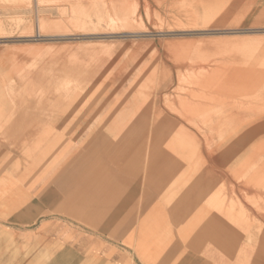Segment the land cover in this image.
Returning <instances> with one entry per match:
<instances>
[{"label":"rangeland","instance_id":"1","mask_svg":"<svg viewBox=\"0 0 264 264\" xmlns=\"http://www.w3.org/2000/svg\"><path fill=\"white\" fill-rule=\"evenodd\" d=\"M113 1L123 5V11L108 9ZM232 1L0 0V104L4 107L0 115L8 111L21 114L22 120L13 122V127L17 125L25 134L24 147L12 148L13 153H22V161L12 162V190L26 189L19 206L24 210L13 211L12 223L28 235L29 251L35 245L51 246L36 243L35 234H59L65 245H78L76 250L81 252L88 245V251L113 264H183L185 260L189 264H260L257 256L264 225L261 232L255 228L260 225L258 207L264 208V136L248 146L255 143L253 147L262 153L254 162L245 164L244 150L230 160L223 152L231 142L229 134H237L244 146L247 136L242 128L254 124L264 129V30L236 25L240 14L229 12ZM8 59L14 60L8 63ZM235 71L250 72L257 80L254 87L233 83L225 93L219 91L218 82L209 83L214 75L222 81ZM14 99L24 100L21 104ZM184 100L203 105L194 118L182 110ZM136 111L135 123L128 122L127 117ZM122 116L128 126L141 128L135 137L144 135L145 139L139 141L136 178H130V167L117 175L120 163L114 162L107 163L109 173L100 172L95 181L97 176L88 173L83 162L73 172L69 150H76V156L110 150L103 144L109 133L104 131ZM233 117L235 123L228 119ZM171 121L178 127L190 126L209 153L201 169L206 170L208 164L205 178L221 176L219 193L213 202L202 201L200 209L194 208L201 190L197 166L202 164L196 153L186 149L182 158L176 157L167 151L166 138L154 160L146 156L148 148L157 146L150 139L153 130L167 133L161 125ZM207 124L210 129H200ZM207 136L212 140L209 144L204 139ZM45 148L51 152L38 156ZM167 152L173 156L170 164ZM93 165L101 167L102 163L96 160ZM21 171L27 179L20 181L15 177ZM120 176L124 177L122 186ZM137 181L135 200L119 210V203L127 200L126 193ZM107 190L127 191L107 195ZM13 197L19 198L18 194ZM232 205L251 210L255 238L245 240L244 220L238 223L224 217L225 227L234 233L232 239L222 241L217 233L203 236L204 221L203 232L213 231L217 222L212 215L223 216L219 207L228 213ZM17 222L26 225L16 227ZM223 242L231 247L236 244L230 248L235 251L234 259L221 256L208 261L210 248L230 251L221 249ZM200 243L205 254L199 252ZM115 256L121 258L116 262Z\"/></svg>","mask_w":264,"mask_h":264},{"label":"crops","instance_id":"2","mask_svg":"<svg viewBox=\"0 0 264 264\" xmlns=\"http://www.w3.org/2000/svg\"><path fill=\"white\" fill-rule=\"evenodd\" d=\"M119 11V10H118ZM116 11V12H118ZM229 12H238L240 14V17L235 22L236 25H240L245 30H264V0H233L231 3V6L229 7ZM230 13V14H231ZM24 99H14L15 103H21ZM98 100V99H97ZM8 103L10 105V108H12L13 100H8ZM94 104L91 102V105ZM37 105V104H36ZM4 107L0 104V113L3 112L2 109ZM200 107H196L195 110L188 111V116H191L194 118L200 111ZM17 116V113L12 114L11 111L2 113L0 115V264H113L112 261H109L107 258L102 256L101 254L98 255L97 253L88 251L86 246L84 244V251L81 252V250H76L78 248V245L74 246H67L65 245V241L63 240V236L59 234H51V235H43V234H35V242L36 243H51V246H39L35 245V247L32 248V250L29 251V246L27 245V239L28 235L24 234L22 229H16L13 228L12 223V216L13 211L17 212L23 211L24 208H19L21 205L22 195L25 197L26 189H22L21 186H19V190H15L13 192L12 186H11V179H12V162L22 161V153H13V149L15 147L20 148V150L24 147L23 141L25 140V134H22V129L18 130V126L16 125V128L13 127V122H19L22 120V118ZM50 117H53L50 116ZM124 116L120 117L121 121L118 120L115 121L110 127L107 129L109 131H104L106 134L105 139H103V144L107 147L106 151L100 152L99 155H90L88 153L85 154H78L76 156V150L71 151L69 150L68 154H72V162L70 163L72 165L73 172H75L76 164L83 162L85 166L87 167L85 170L88 171V173L97 176L94 178L93 181L100 179L101 174H106L107 170V162L109 155L112 154L115 147H117V131L122 132L123 127L125 125L124 122ZM51 119V118H48ZM230 122H234V117L228 118ZM25 120V118H24ZM187 126V124H185ZM202 130H208L209 124H207L206 127H201ZM232 128V126H231ZM19 131V132H18ZM69 133V129L67 130ZM109 137H113V141L109 140ZM27 139V138H26ZM103 145V146H104ZM230 146V145H229ZM69 149V148H68ZM67 149V150H68ZM50 148H45V150L41 151L38 156L42 155L43 157L46 154H49ZM16 151V150H15ZM37 156V157H38ZM229 160L230 155L228 156ZM39 158H37V161ZM99 160L102 165L100 166H94L93 163ZM86 162H90L88 165ZM4 163V164H3ZM89 167V168H88ZM169 168V167H168ZM167 168V169H168ZM85 170L82 171V173H85ZM50 170H44L43 173L48 172ZM169 171V170H168ZM24 171L19 172L15 178H18L21 180L27 179V176L23 174ZM101 172L100 176L98 175ZM171 172V171H170ZM71 173V172H70ZM76 173V172H75ZM214 178H218V176H215ZM218 186L216 187V189ZM118 194L116 191H106V194ZM19 196V198L13 197L14 195ZM14 198V200H13ZM13 200V201H12ZM119 210L124 209L123 208V201L119 203ZM25 216L27 215V211H25ZM18 221V220H16ZM124 221V219H123ZM205 223L201 227V234L203 236H206L208 234L217 233L218 239L224 241L225 239H232L234 233L226 236H222L221 232L222 229L219 227H216L213 231L210 229H207V231L203 232V228L207 221H204ZM26 223L23 222H17L14 224L16 227L25 226ZM217 239V240H218ZM203 242H206V239L203 240ZM15 244V246L13 245ZM18 244V246H17ZM201 247L199 252H203V243H200ZM75 248L74 249H72ZM208 248V247H207ZM219 247L212 250L211 248L207 250V260H219L221 256L225 259H228L230 261L232 258L234 259V250H230L228 252H218ZM176 251V250H175ZM198 253V252H197ZM174 254V253H173ZM205 254V251L203 252ZM118 258L116 257L115 260L117 262ZM172 259V258H171ZM121 262V261H120ZM190 262L185 260L183 264H189ZM116 264V263H115ZM208 264V263H205Z\"/></svg>","mask_w":264,"mask_h":264},{"label":"bare ground","instance_id":"3","mask_svg":"<svg viewBox=\"0 0 264 264\" xmlns=\"http://www.w3.org/2000/svg\"><path fill=\"white\" fill-rule=\"evenodd\" d=\"M92 1H94V0H92ZM186 1V0H185ZM213 1V0H212ZM206 2V1H205ZM109 3V2H108ZM113 3V5H112V8H109V7H107L108 9H110L111 11L113 10V11H123V5H120L118 2H115V1H113L112 2ZM94 4V3H93ZM179 4V3H178ZM211 4V3H210ZM83 5V4H82ZM106 5V4H105ZM79 8H80V5L78 6ZM77 7V8H78ZM98 7V6H97ZM97 7H95V8H97ZM76 8V7H75ZM82 8H84V7H82ZM173 8V7H172ZM175 8V7H174ZM177 9V8H176ZM181 9V8H180ZM186 10H187V8H186ZM186 10H184V11H186ZM190 10V9H189ZM177 12V11H176ZM185 13H187V12H185ZM180 15V14H179ZM182 15V14H181ZM194 15V14H193ZM196 15V14H195ZM194 18V17H193ZM195 25V24H194ZM188 28H189V26H188ZM156 30V29H155ZM132 31V30H131ZM127 32H129V31H127ZM262 33V32H261ZM211 34V33H210ZM16 56H18L17 54H15ZM16 56H14V58L16 57ZM98 56V55H97ZM17 59V58H16ZM9 60V62L8 63H11L13 60L12 59H8ZM11 61V62H10ZM15 62H16V60H15ZM6 63V62H5ZM70 67V66H69ZM69 67H67V69L69 68ZM70 69V68H69ZM72 69V68H71ZM61 73V72H60ZM66 73V72H65ZM246 72H243V71H238V72H236L235 71V74L233 75V76H229V77H225V78H223L222 79V81H219V80H217L216 78H213V77H216L215 75L212 77V79H210V81H209V83H212V84H214V83H216V82H218V89H219V91H221V92H225L226 93V90H227V88L231 85V84H233V83H239V82H241V83H243V84H249V85H251L250 87L252 88V87H254V83H256V79H255V77L254 76H252V75H250L249 73L250 72H248V73H246ZM38 74V73H37ZM62 75H64V73H62ZM66 75V74H65ZM64 75V76H65ZM68 75H70V74H68ZM67 75V77H64L63 78V76H62V78H60V79H64L65 81H66V79L67 78H69L70 76H68ZM61 76V75H60ZM58 77V76H57ZM58 80V79H57ZM63 80V81H64ZM74 80V79H73ZM69 81V80H68ZM62 82V81H61ZM221 82V83H220ZM65 83V82H64ZM61 84H63V83H61ZM211 84V85H212ZM234 85V84H233ZM236 85V84H235ZM239 85V84H238ZM206 87V86H205ZM208 87V86H207ZM235 87V86H234ZM236 87H238V86H236ZM249 87V86H248ZM208 89V88H207ZM211 89V88H210ZM231 89H233V87L231 88ZM230 89V90H231ZM235 89V88H234ZM229 90V91H230ZM195 94H196V92H195ZM79 96L80 94H76V96ZM136 95V94H135ZM77 96V97H78ZM102 97V96H101ZM100 97V98H101ZM138 97V96H137ZM71 98V97H70ZM69 98V99H70ZM74 98V97H73ZM72 99V98H71ZM118 100L120 99V98H117ZM75 99H73L72 101H74ZM97 100V99H96ZM186 100V99H185ZM185 100L184 101H181L180 103H181V107H182V110L185 112V110H187V112L188 111H190L191 112V110H195V108L196 107H202L203 105L201 104H197V103H195V104H193L192 102L190 103V104H186L185 103ZM37 101H38V99H37ZM71 101V100H70ZM69 101V102H70ZM71 101V102H72ZM121 101V100H120ZM124 101V100H123ZM123 101H121L122 103H123ZM120 102V103H121ZM135 102V100H133V103ZM188 102V101H187ZM143 103V102H142ZM117 104V103H116ZM124 104V103H123ZM128 104V103H127ZM126 104V105H127ZM135 104V103H134ZM45 105V104H44ZM43 105V107L44 108H46L45 106ZM125 105V104H124ZM143 105V104H142ZM120 106V105H119ZM147 106V105H146ZM124 108V107H123ZM135 108V107H134ZM143 108V107H142ZM119 109H120V107H119ZM136 109V108H135ZM139 109V107L137 108V110ZM144 109V108H143ZM114 110V109H113ZM118 111V110H117ZM117 111H115V112H117ZM140 111H142V110H140ZM128 112H130V111H128ZM113 113V112H112ZM127 113V112H126ZM132 113V112H131ZM136 113H137V111L135 112V113H133L132 115H131V117L130 118H128L127 117V119H129L128 120V122H130V121H133V119H134V117H135V115H136ZM261 114H263L264 115V110L262 111L261 110ZM126 119V120H127ZM138 119V118H137ZM137 119H135V120H137ZM126 120H125V125H124V127H123V131L122 132H120V131H117V147H115V149L113 150V152H112V154L111 155H109V158H108V162L107 163H109V162H114L116 165L117 164H119V166H118V171L116 172V174L118 173H120L121 175L122 174H124L125 173V171H128V169H129V167L132 169L131 170V173H133V174H135V175H133L132 174V176L130 177V178H132V179H135L136 178V159L138 160V157H139V152L141 151H139V141H145V139H144V135H142L141 137V139H139V137H135V131L138 129H141L140 127L138 128L137 126H135V127H133V126H128V122H126ZM139 120V119H138ZM205 120V119H204ZM210 121H212L211 119H209ZM209 120H207L208 121V123L210 122ZM207 121H205V122H207ZM134 122V121H133ZM135 123V122H134ZM234 123H235V119H234ZM180 124V123H179ZM182 125H184L185 126V124H182ZM161 126H163V127H166L167 128V133H165V130L163 131L162 129L160 130L159 128H157L156 130L154 129L153 130V132L151 133V135H150V139L151 140H153V141H155L156 143H157V146H155L153 149L150 147V148H148V150H147V153H146V156L149 158V159H151V160H154V158L159 154V152H158V150H159V146H161V144H162V142H164L165 141V139L167 138V151H169V152H171V154H173L174 156H176V157H179V158H182L183 156H184V153L186 152V149H190L194 154L196 153L197 154V158H201L202 159V164H201V168H200V165L199 166H197V172H196V175H198L199 176V179L197 180V185L198 186H200V184H201V190H199V194H200V199L197 201V202H195V204H194V208L195 209H200V208H202L203 206H202V201H206V202H213V198L215 197V195L216 194H218L219 192H218V190L216 189V187L218 186V181H219V179L221 178V176H218V178L216 179V178H211V179H206L205 178V171L207 170V168H209L208 167V164H207V167H206V170L205 169H203L202 171H201V169L202 168H205L204 166H205V164H204V157L205 158H207V157H209V153L208 152H206V151H204L203 150V148H204V146H201V143H199L198 142V139H196V136H197V133H196V136L195 135H193L194 133L192 132V128H190V126H185L184 128L183 127H178V125H177V123H174V122H170L169 124L167 123V126L166 125H161ZM178 127V128H177ZM132 129V130H131ZM200 129L202 130V128L200 127ZM232 128L230 127V129L229 130H231ZM242 129H244L245 130V134H246V140H245V144H244V146L239 142L240 140H239V138L237 137L238 135L236 134V135H233L234 136V138H235V136L237 137V138H233V136L232 135H230L229 134V141H231L230 143H229V145L227 146V148H226V150H224V154H226V156L228 157L229 155H230V158H232L233 156H235V155H238L242 150H244V152L246 151V153L242 156V157H244V159H245V161L242 159L241 160V162H245V164H247V162L248 161H255V159L257 158V157H259V156H261L262 155V153L260 152V148L259 147H256L255 146V148L253 147L254 146V144L252 145V147L250 148V149H248V146H249V144L250 143H252V141H257L258 139H260L262 136H264L263 134V131H264V129H261V128H259V127H256V126H254V124H250V125H248L247 127L245 126L244 128H242ZM246 129L248 130V132L246 133ZM129 130H131V133H129L128 131ZM235 130H240V128H238L237 129V127L235 128ZM133 131V132H132ZM142 131V130H141ZM140 131V132H141ZM197 131V130H196ZM165 133V134H164ZM200 133V132H199ZM232 133H233V131H232ZM232 138L234 139L233 141H232ZM204 139L206 140V143H210L212 140L209 138V136H207V137H204ZM201 140V139H200ZM263 141V140H262ZM226 142V141H225ZM142 143H144V142H142ZM258 143V142H257ZM259 143H261L260 141H259ZM258 143V144H259ZM207 144V145H208ZM225 144V143H224ZM141 145V144H140ZM144 145H145V143H144ZM155 145V144H154ZM242 145V146H241ZM129 147V149H127ZM143 148V147H142ZM127 149V150H126ZM126 150V151H125ZM212 150H213V148H212ZM145 152V151H144ZM143 152V156H145V153ZM210 152V151H209ZM126 153V159H123V157H124V154ZM142 154V153H141ZM211 154V153H210ZM212 155V154H211ZM142 156V155H141ZM141 158V157H140ZM229 158V157H228ZM174 162V160H173V156L172 155H170L168 152H167V164L169 163H171V162ZM131 163H133L132 165H130ZM135 163V164H134ZM206 163V162H205ZM158 164H160V162H158ZM157 164V165H158ZM242 164V163H241ZM173 165H175L176 166V164H173ZM172 165V166H173ZM119 167H120V169H119ZM155 168V167H154ZM154 168H153V170H154ZM159 168V167H158ZM138 169V168H137ZM152 170V171H153ZM109 171V168L107 167V170H106V173H109L108 172ZM111 171V170H110ZM157 172L160 174V173H162L161 171H160V168H159V170H157ZM167 172H169L168 171V169H167ZM171 172H173V171H171ZM170 172V173H171ZM203 172V173H202ZM112 173H114V172H112L111 171V174ZM228 173H229V171H228ZM117 174V175H118ZM171 174H173V173H171ZM200 174H202L201 176H200ZM112 176V175H111ZM124 177H119L118 179H119V185L120 186H122L123 184H125L124 183V179H123ZM204 179H206V181L204 180ZM215 179H216V181H215ZM201 181V182H200ZM219 183H221V181L219 182ZM205 184V185H204ZM139 183H138V181L137 182H135V184L133 185V187L131 188V190L129 191V192H127L126 193V191L127 190H124V191H122V190H118V191H116L117 193H119V194H121V195H125V193H126V195H127V200L125 201V200H123V208H125V206H127V205H129L130 204V202H133L134 200H135V197L137 196V194H138V192H139ZM111 191H113V190H111ZM110 191V192H111ZM235 193H237V192H235ZM250 193L252 194V193H255L254 192V190H250ZM130 196H132V201H130V199H129V197ZM124 199V198H123ZM232 200V203L233 204H235L234 202H235V200L232 198L231 199ZM224 203L226 202V198H224L223 200H222ZM257 205V204H256ZM258 205H259V203H258ZM260 207V206H259ZM259 207H258V212H259V216H257L256 214V220H258L259 222H260V225L257 227L256 226V228H255V230L257 229V228H260V232L262 231V227H263V225H264V208H260L259 209ZM175 208V207H174ZM174 208L171 210V216L173 217L174 216V213H175V210H174ZM186 208V207H185ZM220 209H218V210H220V212H222V215L223 216H220V215H212V220L214 219L216 222H217V227H219V228H221L222 229V232H221V234L223 235V236H227V235H230V228L229 227H225V223H224V219H223V217L224 218H226L227 220L228 219H230L231 221H233V222H236V221H238V223H239V220H241V221H245L246 222V228H245V230H247L246 232H247V234H246V236H245V240H248V241H252L253 240V238H255V233H253L252 232V230H251V228H252V226L254 225V223H253V225L252 224H250L251 223V218L253 217V215L252 214H249V212H251V210H249L247 207H245V206H240V207H237V206H235V205H232V209H231V211L230 212H224V209H223V207H219ZM184 210H186V209H184ZM236 212V213H235ZM237 218V219H236ZM255 220V221H256ZM254 228V227H253ZM239 237V236H238ZM237 237V238H238ZM136 238V237H135ZM244 240V239H243ZM244 240V241H245ZM240 241H242V240H238L237 241V243L238 242H240ZM254 241H256V240H254ZM259 242H260V246H259V254H258V256H257V261L260 263V264H262L261 262L263 261V259H264V233L262 232V235H261V238H260V240H259ZM235 246H236V244L234 245V246H232L233 248H235ZM221 249L222 250H230V248H232L230 245H229V243H224L223 242V244H221Z\"/></svg>","mask_w":264,"mask_h":264}]
</instances>
